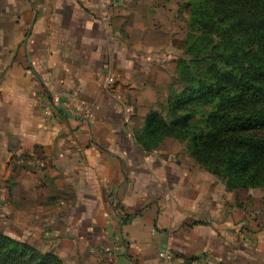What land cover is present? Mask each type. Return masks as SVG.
I'll return each instance as SVG.
<instances>
[{"label": "crops", "instance_id": "1", "mask_svg": "<svg viewBox=\"0 0 264 264\" xmlns=\"http://www.w3.org/2000/svg\"><path fill=\"white\" fill-rule=\"evenodd\" d=\"M153 6L0 0V181L18 184L10 225L17 236L30 232L26 243L51 234L67 264H264L259 208L249 209L258 217L248 227L240 196L187 149H164L166 139L148 152L134 138V120L158 97L145 90L160 55L146 40ZM106 78L114 79L107 89ZM35 182L57 186L73 207L34 204L57 196L36 193Z\"/></svg>", "mask_w": 264, "mask_h": 264}, {"label": "trees", "instance_id": "2", "mask_svg": "<svg viewBox=\"0 0 264 264\" xmlns=\"http://www.w3.org/2000/svg\"><path fill=\"white\" fill-rule=\"evenodd\" d=\"M187 6L197 47L183 87L147 114L137 143L151 152L173 138L228 192L264 189V0ZM0 264L66 263L0 231Z\"/></svg>", "mask_w": 264, "mask_h": 264}, {"label": "rangeland", "instance_id": "3", "mask_svg": "<svg viewBox=\"0 0 264 264\" xmlns=\"http://www.w3.org/2000/svg\"><path fill=\"white\" fill-rule=\"evenodd\" d=\"M188 3L189 0H154V6L150 9L151 15H149L150 18H148L147 20L148 32L146 34V40L148 41L149 45L157 48L156 53L158 54L160 53V55L157 59L158 62L156 64L155 63L152 64V67L157 68L156 71L157 73L155 74L154 80L150 81L147 78V76L149 77L150 74H148L145 78V82H146L145 90L147 91V93L152 90L156 91L158 97L155 102L153 103L148 102L145 108L140 111L141 118L137 117L134 120V125L132 126L136 129L135 130L136 133L134 135L135 139L137 134L141 132V129L143 127L142 116H144V114L152 108L163 111V107H164L163 104L166 102V99L171 94V92L172 91L178 92L183 87V77L179 72V69L181 68V62L184 61L188 65L191 64L194 47H197L195 46V41L189 38L192 35V33L189 28V10L187 6ZM191 48H193L192 51L190 50ZM152 67H150L149 69H152ZM125 107L126 110L128 109V113L131 114L129 107H127L126 105ZM48 110H50L49 103H47L46 107L44 108V114L48 117H52V115L48 113ZM174 147L178 148V150L180 151L187 149L186 144H183L173 138L167 139L165 142L164 149L171 150ZM37 172H38L37 170L36 172H34L35 176L38 175ZM14 181L15 180L13 176H9V178L6 180L1 179L0 181V191H3V197H2L3 200L2 199H1L2 201L0 200V231L10 237H15V239L18 238L16 240L22 242L23 240L22 238H26L28 234L30 235V232L28 233L23 232L20 236H17L16 232L12 229L10 225L11 210L12 207H14L13 205L16 203L13 201V195L17 192L16 188L18 185L17 182ZM32 186L34 187L35 192L38 188H41V190L36 193L41 192V194L44 193L45 195L46 194L53 196L57 195L56 199L51 198V200L48 202L46 201L43 202L42 199L43 195H41L40 197H37L34 204L44 203V205L47 204V206L50 207L57 206L58 208L61 209L64 208V206L61 205V202H64V205L69 204L72 205L73 207L74 201H69V199L64 197L63 192L54 189L57 186L44 187L42 184H36V182L35 184H29V188H31ZM22 191L25 192V190ZM236 194L237 196H240L239 199L242 203L241 207L242 208L247 207L244 210L246 211L244 212V214L247 213L246 218H244V220H247L248 227H250L251 222L256 223V218L258 217V215L254 214V212H249L251 211L249 210L250 208H257V209L259 208L260 210L259 214L263 213V217H264V189L240 191V192H236ZM30 203L32 204L31 209H34L38 212L41 211L40 208L42 207V204L36 206L33 204L32 201ZM43 210L45 209L43 208ZM248 213L250 214L252 213L253 215L251 216ZM81 232L83 231L80 230V233ZM56 241L57 239L52 238V235L50 234V239H48L47 241L48 243H29V244H31L38 250L39 249L42 251L48 250L49 252L60 255L61 253L57 248L58 246L57 247L55 246ZM62 256H65L64 251ZM208 260H210L213 263L211 259ZM208 260L205 261L207 262ZM74 262L75 264L80 263V261H76V259H74Z\"/></svg>", "mask_w": 264, "mask_h": 264}, {"label": "built area", "instance_id": "4", "mask_svg": "<svg viewBox=\"0 0 264 264\" xmlns=\"http://www.w3.org/2000/svg\"><path fill=\"white\" fill-rule=\"evenodd\" d=\"M125 1H128V0H114V4H119L120 2L123 3ZM113 84H114V79L113 78H106V80H105L106 89L111 87ZM119 99H120V97H119ZM55 103L59 107H62L64 112H66L68 114H72V115L74 114V109H73V107H72L70 102L61 103L60 101L55 100ZM89 111H90L89 107L84 105L83 106V112L88 114ZM48 113L52 115V112L50 110H48ZM170 253H171V248L167 247L165 250L160 252L159 257L162 258V259H168ZM206 263L207 264H212V262L210 260H208Z\"/></svg>", "mask_w": 264, "mask_h": 264}]
</instances>
